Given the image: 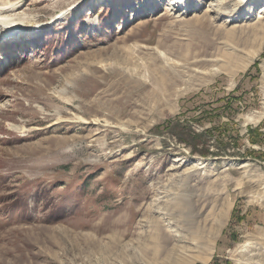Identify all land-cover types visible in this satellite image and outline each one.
<instances>
[{
    "label": "rangeland",
    "instance_id": "1",
    "mask_svg": "<svg viewBox=\"0 0 264 264\" xmlns=\"http://www.w3.org/2000/svg\"><path fill=\"white\" fill-rule=\"evenodd\" d=\"M5 3L28 18L0 40V264H145L152 238L264 264V0ZM171 119L222 127L220 156Z\"/></svg>",
    "mask_w": 264,
    "mask_h": 264
},
{
    "label": "bare ground",
    "instance_id": "2",
    "mask_svg": "<svg viewBox=\"0 0 264 264\" xmlns=\"http://www.w3.org/2000/svg\"><path fill=\"white\" fill-rule=\"evenodd\" d=\"M177 4V2H175ZM11 5V6H9ZM13 4L8 3L0 6V40L2 38H5L7 36H15L17 35L19 29L24 26L23 20L28 18L27 16H12L10 14H4V10L9 7H13ZM15 6L17 4H14ZM180 5V4H179ZM179 6H175V9H178ZM19 35V34H18ZM87 121V120H86ZM176 232V230L173 228V230H168ZM167 231V232H168ZM172 234V233H171ZM147 239L152 238V236H146ZM159 237V236H158ZM165 238V237H164ZM163 240V239H162ZM150 241V240H148ZM167 242H165L163 245H161L156 238H152V242H143V254L140 257H133L134 262L142 261L145 264H185L182 254L179 255V257H176L174 254H176L177 251L182 252L185 249L183 247H170L169 246V238L166 239Z\"/></svg>",
    "mask_w": 264,
    "mask_h": 264
},
{
    "label": "trees",
    "instance_id": "3",
    "mask_svg": "<svg viewBox=\"0 0 264 264\" xmlns=\"http://www.w3.org/2000/svg\"><path fill=\"white\" fill-rule=\"evenodd\" d=\"M164 127L169 128L172 135L175 136V139H177L178 142L184 143L186 146L190 148L191 153H199L200 156L202 157H208V156H215L218 157L220 156L219 154H214L211 153L210 148L208 146V139L207 137L209 136V133L212 134L215 131H220L222 127H214L212 129H206V131L202 132H196L190 125L188 124H182L180 120L174 121V120H169L164 123ZM248 140L252 144H259L261 143V140L259 141L258 137L260 136L259 133L255 134V131L252 130V128L248 129ZM223 134L220 133V136H218L219 141L218 143L220 144V150L218 152H224L226 145L223 144V139H222ZM235 142H238L239 138L235 137ZM225 145V146H224ZM210 154V155H209ZM257 154L255 151H246V153L243 155V157H249ZM260 159H264V154L259 155Z\"/></svg>",
    "mask_w": 264,
    "mask_h": 264
}]
</instances>
